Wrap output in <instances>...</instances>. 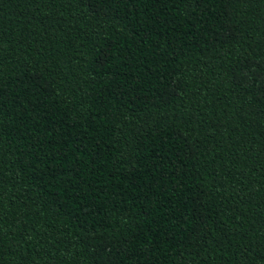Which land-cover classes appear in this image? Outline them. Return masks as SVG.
Masks as SVG:
<instances>
[{
  "label": "trees",
  "instance_id": "obj_1",
  "mask_svg": "<svg viewBox=\"0 0 264 264\" xmlns=\"http://www.w3.org/2000/svg\"><path fill=\"white\" fill-rule=\"evenodd\" d=\"M0 264H264V0H0Z\"/></svg>",
  "mask_w": 264,
  "mask_h": 264
}]
</instances>
